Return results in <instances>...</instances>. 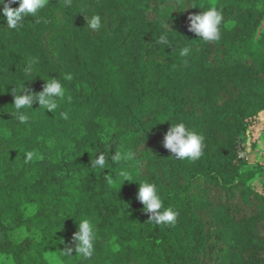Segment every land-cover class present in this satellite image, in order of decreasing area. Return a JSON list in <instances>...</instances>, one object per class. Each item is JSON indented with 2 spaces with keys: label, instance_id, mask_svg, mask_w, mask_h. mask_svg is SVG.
<instances>
[{
  "label": "trees",
  "instance_id": "trees-1",
  "mask_svg": "<svg viewBox=\"0 0 264 264\" xmlns=\"http://www.w3.org/2000/svg\"><path fill=\"white\" fill-rule=\"evenodd\" d=\"M210 7L223 19L205 42L188 17ZM51 77L65 89L54 113H17L11 88L39 93ZM262 112L264 0H48L14 30L0 17L2 260L264 264V161L244 157ZM171 122L203 137L198 159L163 147ZM102 152L105 167H92ZM137 180L156 185L175 222L149 220ZM81 219L96 234L90 259L74 250Z\"/></svg>",
  "mask_w": 264,
  "mask_h": 264
},
{
  "label": "clouds",
  "instance_id": "clouds-1",
  "mask_svg": "<svg viewBox=\"0 0 264 264\" xmlns=\"http://www.w3.org/2000/svg\"><path fill=\"white\" fill-rule=\"evenodd\" d=\"M48 0H0V17H2L7 24L8 29H16L18 25H21L26 16L35 15L38 10L43 9ZM18 4V7H12V5ZM188 30L196 34L200 39L205 42H213L219 38V26L222 22V14L214 7H210L207 10L199 14H191L189 17ZM88 27L91 30H99L101 27L100 15H93L90 20H87ZM166 42V37L161 36L158 43ZM190 49L185 47L181 50L180 55H188ZM38 62V61H34ZM66 80H71L70 74L65 76ZM11 94L13 96L14 109L17 113L21 110L33 108V104L38 103L39 107L54 113L57 109V100L64 98L65 89L63 88L60 80L55 77H51L49 80H45L42 91L39 93L31 92L23 84L19 92L11 88ZM61 117H64V113H61ZM18 121L20 123H27L28 116L26 114H19ZM203 137L194 131H190L185 123L176 122L171 126L164 135L163 147L169 150L177 159H190L196 160L200 157L203 146ZM28 159H31V153L28 154ZM114 162H120L122 154L115 152L111 156ZM106 164L105 154L102 152L96 158L91 161L92 167L104 168ZM125 181L134 182L130 177ZM138 181V180H137ZM139 182V188L136 195V199L143 205V210L150 213V221H154L157 224L173 223L176 220L177 213L170 208H164L163 202L157 191V187L153 183ZM163 209V210H161ZM77 225V231L73 233V241L75 242V253L84 259H90L95 251V239L96 234L94 227L90 220L81 219ZM64 241L62 240V244ZM73 251L72 247L63 251L66 255L71 256Z\"/></svg>",
  "mask_w": 264,
  "mask_h": 264
},
{
  "label": "rangeland",
  "instance_id": "rangeland-1",
  "mask_svg": "<svg viewBox=\"0 0 264 264\" xmlns=\"http://www.w3.org/2000/svg\"><path fill=\"white\" fill-rule=\"evenodd\" d=\"M259 122L263 123L261 125V131L259 133H257V131L254 132L253 137H257L256 141L254 142V145L252 144L250 137H248L247 147L250 148V152H248V153L246 152L244 157L248 159L249 155H251L252 160L261 162V161H264V115H263V112L260 113ZM256 180H257L256 181L257 186H260L261 182H260L259 178H257ZM13 237L17 239L20 237V234H16ZM0 263L1 264H9L6 259L2 260V256H0Z\"/></svg>",
  "mask_w": 264,
  "mask_h": 264
},
{
  "label": "water",
  "instance_id": "water-1",
  "mask_svg": "<svg viewBox=\"0 0 264 264\" xmlns=\"http://www.w3.org/2000/svg\"><path fill=\"white\" fill-rule=\"evenodd\" d=\"M247 144H248V143H247ZM246 152H247V153L250 152V148H249V147H247ZM248 161L251 162V163L254 161V160H252L251 155H249Z\"/></svg>",
  "mask_w": 264,
  "mask_h": 264
}]
</instances>
